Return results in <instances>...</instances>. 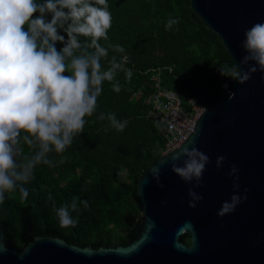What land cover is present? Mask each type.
Returning a JSON list of instances; mask_svg holds the SVG:
<instances>
[{"label": "trees", "instance_id": "16d2710c", "mask_svg": "<svg viewBox=\"0 0 264 264\" xmlns=\"http://www.w3.org/2000/svg\"><path fill=\"white\" fill-rule=\"evenodd\" d=\"M190 1L107 0L112 27L108 41L99 42L105 47L120 44L125 52L109 48L108 56L101 59L102 69L109 67L113 56L120 62L126 55L124 66L132 70V78L127 80L123 71L117 73L121 85L118 93L112 89L113 82H103L96 110L85 117L83 132L74 136L64 152L48 153L55 167L39 164L33 177L23 182L29 193L26 200L20 198L18 189L5 192L0 203V227L7 244L21 250L29 238L45 232L85 247L99 241L123 246L128 243L141 218L138 180L162 155L166 141L164 128L146 118L153 71L160 69L163 84L181 98L190 95L208 108L223 97L220 86L232 80L219 71L225 65L234 66L221 39L194 13ZM169 17L179 23L166 29ZM79 39L90 42L89 38ZM56 47L59 50L63 45L57 43ZM138 91L141 95L135 98ZM101 113L105 117L115 113L119 121L127 120L126 128L117 131L107 118L99 119ZM20 147L25 155L33 151L22 139ZM74 200L77 209L69 208V213L77 223L61 227L55 209ZM84 200L87 207L81 203ZM180 239L189 244L187 235Z\"/></svg>", "mask_w": 264, "mask_h": 264}, {"label": "water", "instance_id": "95a60500", "mask_svg": "<svg viewBox=\"0 0 264 264\" xmlns=\"http://www.w3.org/2000/svg\"><path fill=\"white\" fill-rule=\"evenodd\" d=\"M190 7L219 36L233 65H239L246 54L241 47L245 30L264 23V0H191ZM193 140L210 158L202 186L194 189L203 196L196 208L188 206L192 184L171 170L172 153L191 147ZM218 156L225 157L220 168ZM160 159L167 161L159 179L163 187L151 173ZM232 165L239 169L238 192L247 199L220 217L222 203L234 193V177L228 175ZM137 202L141 218L124 246L99 241L85 247L45 232L17 250L5 242L0 227V264H264V73L257 71L244 84L229 82L181 146L155 159L140 176ZM185 221L193 226L182 234L188 245L176 236ZM27 228L32 231L30 222ZM193 242V250L184 249Z\"/></svg>", "mask_w": 264, "mask_h": 264}, {"label": "clouds", "instance_id": "9594fccd", "mask_svg": "<svg viewBox=\"0 0 264 264\" xmlns=\"http://www.w3.org/2000/svg\"><path fill=\"white\" fill-rule=\"evenodd\" d=\"M36 13L39 15L33 18ZM178 23L177 18L169 17L165 27L171 29ZM111 27L112 13L107 0H0V203L5 192L17 189L20 198L26 200L29 193L23 182L33 177L36 166L55 167L48 153L64 152L74 136L83 132L85 117L96 110L103 82H113L112 89L118 93L121 85L116 80L117 73L123 71L126 79L131 80L132 70L124 66L126 55L120 62L113 56L109 67L102 69L101 59L108 56L109 48L125 52L120 44L109 43L105 47L99 42L108 41ZM79 37L89 38L90 42L82 43ZM57 43L63 45L59 50ZM241 47L246 54L239 65H225L219 71L244 84L257 71L264 73V23H255L245 30ZM105 118L117 131H123L128 123L119 121L115 113L107 117L101 113L99 119ZM22 132L25 134L21 137ZM21 139L33 150L31 154H24ZM190 143L191 147L184 146L172 153L171 170L186 184H192L188 189V206L196 208L203 196L194 189L202 186L210 158L195 147L194 140ZM182 157L185 159L181 166L178 162ZM224 160V156H218L216 167L220 168ZM166 163L160 159L159 166L151 169L152 178L160 187L161 168ZM238 172L236 165H232L228 175L234 177V193L222 203L217 213L220 217L234 212L247 199L238 192ZM81 203L88 206L86 200ZM69 208L77 209L75 200L55 209L61 227L77 223ZM192 227L191 221H185L176 236ZM194 247L193 242L192 247L184 249L191 251Z\"/></svg>", "mask_w": 264, "mask_h": 264}, {"label": "built area", "instance_id": "2783aa9c", "mask_svg": "<svg viewBox=\"0 0 264 264\" xmlns=\"http://www.w3.org/2000/svg\"><path fill=\"white\" fill-rule=\"evenodd\" d=\"M150 80L153 91L146 100L150 105L146 118L164 128L166 136L162 150L164 155L179 148L193 133L197 119L208 107L190 95H186L183 99L177 92L166 87L160 69L153 71ZM220 89L224 94L226 93L227 88L224 84ZM140 95L141 91H138L134 97L138 98Z\"/></svg>", "mask_w": 264, "mask_h": 264}]
</instances>
